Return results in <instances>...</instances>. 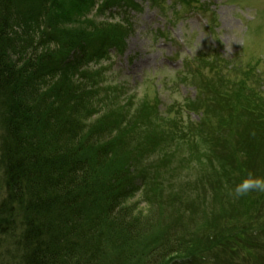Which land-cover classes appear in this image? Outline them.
I'll return each mask as SVG.
<instances>
[{"label":"trees","instance_id":"obj_1","mask_svg":"<svg viewBox=\"0 0 264 264\" xmlns=\"http://www.w3.org/2000/svg\"><path fill=\"white\" fill-rule=\"evenodd\" d=\"M139 4L0 0V246L14 264H242L243 250L264 264V192L230 193L264 176V93L216 52L182 78H200L198 122L126 97L94 64L123 49Z\"/></svg>","mask_w":264,"mask_h":264},{"label":"rangeland","instance_id":"obj_2","mask_svg":"<svg viewBox=\"0 0 264 264\" xmlns=\"http://www.w3.org/2000/svg\"><path fill=\"white\" fill-rule=\"evenodd\" d=\"M135 1L140 7L127 9L132 33L123 49H110L108 58L94 64L105 67L107 80L120 85L126 97L135 102L154 100L182 125L198 122L201 112L186 106L199 94L200 78L189 75L186 82L182 78L187 64L197 71L194 59L198 53L216 52L236 69L240 64L241 72L251 69V83H257L264 93V0H189V5L172 0L160 5ZM4 194L0 171V199ZM259 218L264 221V211ZM13 248L8 242L0 246V264H14ZM242 254L241 263L252 264L245 250Z\"/></svg>","mask_w":264,"mask_h":264},{"label":"clouds","instance_id":"obj_3","mask_svg":"<svg viewBox=\"0 0 264 264\" xmlns=\"http://www.w3.org/2000/svg\"><path fill=\"white\" fill-rule=\"evenodd\" d=\"M252 192H264V176L249 173L230 189V193L235 197L246 196Z\"/></svg>","mask_w":264,"mask_h":264}]
</instances>
